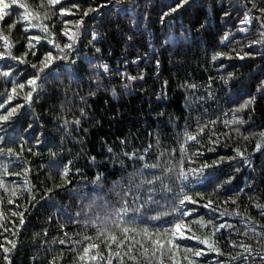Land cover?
<instances>
[{
	"label": "trees",
	"instance_id": "16d2710c",
	"mask_svg": "<svg viewBox=\"0 0 264 264\" xmlns=\"http://www.w3.org/2000/svg\"><path fill=\"white\" fill-rule=\"evenodd\" d=\"M5 2L0 52L27 63L0 57V71L11 67L15 73L0 76V104L13 95L0 116L16 108L0 120V245L9 249L4 253L0 247V264H235L230 257L237 254L246 257L239 264H264V92L257 90L264 80V19L258 10L264 0H188L163 23L162 14L179 0ZM60 7L71 11L61 14ZM89 7L96 10L77 27ZM25 12L40 27H29ZM69 29L78 33L75 40L64 35ZM225 33L229 38L222 42ZM33 36L40 40L29 49ZM48 40L61 48L73 44V54L44 69L32 98L25 99L30 90L25 82L36 75L32 65L39 68L45 52L61 55ZM217 52L227 55L213 60ZM13 80L25 88L11 93ZM251 96L253 103L239 108ZM142 164L158 168L145 170ZM204 165L209 167L190 171ZM140 172L148 180L152 172L163 174L154 191L148 185L136 189L154 201L145 220L157 215L160 220L148 222L147 236L137 223L130 225L137 231L128 233L129 241L119 248L108 245L106 233H96L107 225L124 239L113 217L125 199L131 203L123 192L130 177L131 184L139 183ZM229 176L231 182L214 191ZM183 195L195 201L183 205L189 213L182 218L186 234L177 235L161 255L153 241L172 239V229L164 227L180 218L173 207H181ZM205 238L220 252L201 243ZM92 243L99 248L84 255ZM197 250L202 255L195 256Z\"/></svg>",
	"mask_w": 264,
	"mask_h": 264
},
{
	"label": "snow or ice",
	"instance_id": "6c2138e0",
	"mask_svg": "<svg viewBox=\"0 0 264 264\" xmlns=\"http://www.w3.org/2000/svg\"><path fill=\"white\" fill-rule=\"evenodd\" d=\"M13 2H15V0H13ZM47 2H48V4L50 6H53V5H59L61 0H47ZM81 2H87V0H81ZM187 2H188V0H179V3H177L174 8H170L168 12H164L162 14L161 22L163 23L165 17L169 14V12H175L177 9L181 8L182 6H184ZM116 3L120 4V0H116ZM8 7L9 6L5 2V0H0V13H3ZM72 7L78 9L79 5L78 4H73ZM97 7H99V5ZM253 7L256 8L257 5L254 4ZM95 10L96 9L92 8V7H89L87 9H85L84 15L79 20L75 21V24L77 25V27H79L82 24L84 18L88 16L89 12H94ZM258 10L262 14L261 18L264 19V6L259 7ZM59 11H60L61 14H64L65 12H70L71 9H66L64 7H60ZM225 15H228V13H225ZM30 17H31V13H29V12H25L24 13L23 18L26 21H28V26L29 27H40V25H33L31 23ZM2 19H3V17H0V20H2ZM15 23L16 22L13 21V25ZM64 23L68 24V23H71V21L65 20ZM13 25H9V28H11ZM44 31L47 32V26H44ZM62 31H64V30H62ZM64 35L67 36L70 41H72V40L76 39L78 33L72 31L71 29H69L67 31H64ZM96 36H97V34L95 32H93L92 33V39L95 40ZM228 38H229V34L225 33L224 37H222V42H223V40H226ZM34 40L35 41H39L40 37L39 36L30 37V39L28 41V44H27V47L29 49L35 47V45L33 44ZM257 42L258 41H252V43H257ZM48 43L49 44H54V42L52 40H48ZM5 47L7 48L8 45L6 44ZM54 47H56L58 49V51L61 53V55L59 57H54L53 53L51 51H48V52L44 53L43 57H41V59L39 61V64H40L39 68H37V66L35 64L32 65V67L36 69V75L33 76V77H30L25 82L30 88V90H29L27 96L25 97V99L30 100L32 98V93H33V91L36 90V87H37V80L44 78V76L42 75V73H44V69L51 70V66L53 65V62L56 59H62L64 61H69L70 54H73L72 53L73 44H71V43H65L63 45V48H61L60 45H58V44H54ZM65 49H67V52L65 51ZM97 51H99V49H97ZM5 55L11 56L12 59L18 61L20 64L27 63V61L23 60L20 56H12L10 52L9 53L0 52V57H4ZM23 55L27 56L28 53L25 52ZM32 55H36V53L33 52ZM223 55H227V54L226 53L217 52V53H215L213 55L212 59L216 60L218 57L223 56ZM73 63H74V61H73ZM157 64H159V61H157ZM67 67H68V65L66 64L65 68L67 69ZM104 67H105V70H107V66H104ZM10 74H12V75L15 74L11 67H9L6 71H0V76H2L4 78H9ZM56 74L59 75V73H56ZM229 76H231V73H229ZM127 79L132 80V79H135V77L128 76ZM25 83L17 84L15 82V80H13L12 81L13 87L10 90V92L11 93H15L17 88H19L20 90H23L25 88ZM190 87H195V86L192 85ZM257 90L260 91V92H264V80H261L259 82V84L257 85ZM12 100H13V95L9 94L8 97H7V100L4 101V104H0V109L4 108L5 105H7ZM254 100H255V96L249 97V99L245 100L243 104L239 105V108H246L249 104L253 103ZM16 107L18 108L19 105H17ZM15 111H16V108H9L8 115L0 116V120H8L9 117ZM76 123H79V119L76 120ZM28 128L31 129L32 128V124H29ZM200 130L203 131V128H201ZM262 135H264V133H262ZM42 136H43L42 133L37 136V138H36V143L37 144L42 143ZM187 139L194 140L195 137L194 136H187ZM183 147H184V145H181V148H183ZM257 147H259V144L257 145ZM12 151H13L12 148L8 149V153L9 154H11ZM109 151H111V150H109ZM145 151H147V149H145ZM239 154L241 156L244 155L243 153H239ZM127 155H129L130 158H134L135 157V153H130V154H127ZM139 159L141 161H143L145 159V157L141 156V157H139ZM244 162L247 163V160H245ZM216 163H218V162H216ZM141 167L143 169H145V170H147V169H156V168H158V165L157 164H152V165L142 164ZM203 167H209V166L204 165V166H202L201 169H195V170L190 169V171L200 172V171H202ZM66 172H67V168L65 167V170L63 172H60L59 174H60V176L62 178H64L65 175H66ZM133 175L135 176L136 174L134 173ZM151 175H152V179L148 180V179H145L143 177V172H140V174H139V176H140L139 183H137L135 185L131 184V180L133 179V177L129 178L130 179V185L128 186L127 190L123 192V197L127 198V197H129V195H131L132 196L131 203H129V201L127 199H125L121 203L120 207L115 211V215L113 217V224H114L115 227L119 228L122 233H124V239H119L118 240V238L115 235V233H112V232L108 231V228L110 226H107V225L104 228L99 229L97 231V233H96L97 236H100L102 233H106L105 239L107 240V244L108 245H113L114 244L115 247L119 248L121 245L125 244L126 241H129L130 238L128 236V233L137 231V229L135 227H130V225H135L137 223L144 225L143 233H144V235L147 236V235H149L148 227H147L148 222L149 221H159L160 220V216L159 215L149 217L148 221L145 220L144 213L152 210L149 207V205L151 203H153L154 201H153L151 196H149L147 198H143V197H141L138 194V192H136V189H139L142 185H148L149 187H148L147 190L149 192L154 191V188L152 187V185H154V183L157 182V181H161V178H162L163 174L157 175L156 172H152ZM184 175H185L184 171L181 170L180 173H179V176L180 177H184ZM96 179L98 180L99 176H97ZM231 180H232V177L229 176L228 180L222 181L221 183L216 184L214 186V191L222 189L224 184L230 183ZM163 187L166 188V186H163ZM51 191H52V189H49L47 192H45V196H47ZM13 194L15 195V193H13ZM198 195H201V194H198ZM141 199L144 200V203L142 205L135 206V205H137L138 201H140ZM185 202H195V201L192 200L191 196L183 195V197L179 199V204H180L181 207H179V208L173 207V212L174 213H178L180 218L179 219H175L174 223L171 222V220L168 221L166 226L164 227V231L165 232H167L169 228L172 229V231H171L172 239H168L166 244H165V240L164 239H158V240L153 241L154 244H158V245L161 246V255H163L162 249L164 247L173 246L174 245V239H175V237L177 235H180L181 237H184L185 234H186L185 233V229H186L187 226L185 225V223H184L182 218L188 216L189 213H188V211L184 210V208H183V205L185 204ZM234 202L235 201H233V203ZM211 204H212V201L209 200L208 204L205 205V207H208ZM129 213H131V215H129ZM21 223H23V219L22 218H21ZM85 223H88V222L85 221ZM93 223L95 224V222H93ZM61 227L63 228L64 225H61ZM201 227H203V224H201ZM192 238L193 239H199V237H196V236H193ZM85 239H90V238L86 237ZM61 243H63V241H61ZM201 243L209 245V247H212L217 253L220 252L219 248H215L214 245L210 244L208 238L203 239L201 241ZM230 243H234V242L230 241ZM0 247H3V245H0ZM242 247H244L246 251H251L250 247L247 246V245H242ZM98 248H99L98 244H95V243L89 244L87 247L84 248V255L88 254L89 249H98ZM128 249H129V252L132 251V244L131 243H129ZM3 251H4V253H8L9 249L6 248V247H3ZM146 251L147 250L145 249V252ZM109 252H110V254H112L111 253V248H109ZM116 255H119V254L116 253ZM194 255L195 256H200V255H202V251L197 250V251L194 252ZM8 259H9V257L7 255H5L4 256V260L7 261ZM88 259L95 261L97 259V257L96 256H89ZM132 259H135V257H132ZM185 259H187V257H185ZM241 259H246V257H242L240 254H237V256H235V257H230V260L234 261L235 264H239V261ZM261 259H264V255L261 256ZM107 264H112V261L108 260ZM160 264H163V260H161ZM173 264H178V262L173 260Z\"/></svg>",
	"mask_w": 264,
	"mask_h": 264
},
{
	"label": "bare ground",
	"instance_id": "6f19581e",
	"mask_svg": "<svg viewBox=\"0 0 264 264\" xmlns=\"http://www.w3.org/2000/svg\"><path fill=\"white\" fill-rule=\"evenodd\" d=\"M78 150V149H77Z\"/></svg>",
	"mask_w": 264,
	"mask_h": 264
}]
</instances>
